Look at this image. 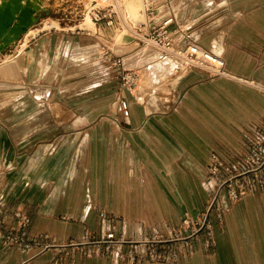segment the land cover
<instances>
[{"label": "crops", "instance_id": "obj_1", "mask_svg": "<svg viewBox=\"0 0 264 264\" xmlns=\"http://www.w3.org/2000/svg\"><path fill=\"white\" fill-rule=\"evenodd\" d=\"M158 4L160 23L173 18L168 30L175 41L182 46L193 41L222 57L230 77L209 78L196 70L180 73L174 60L163 58L155 63H165L163 71L156 72L153 63L144 71L157 86L150 99L140 102L142 88L130 97L132 90L116 81L119 109L123 112L125 101L129 116L114 121L105 117L116 94L111 79L83 90H67L72 85L43 90L45 97L38 98L24 75L33 68L9 62L13 54L1 60L0 89L6 102L0 108V198L6 212L0 264H124L137 243L167 238L169 228L179 229L185 213L192 220L209 214L210 236L206 231L198 234L188 254L173 242L166 262L139 258V263L171 264L175 256L179 264H264V190L237 202L223 194L221 211L210 212L214 194L207 185L211 155L227 162L240 159L255 128L264 126V0ZM95 26L88 35L105 49L98 36L102 29ZM43 27L30 29L15 52L27 42L26 57L35 61L28 53L43 47L45 60L52 64L51 47L59 53L68 45L72 50L80 39H61L53 32L57 28ZM135 50L126 58H133L129 54ZM64 56L62 52L58 58ZM100 77L95 73L90 80ZM159 94L166 100L171 96L166 101L171 109L161 110ZM213 182L219 186L217 179ZM17 209L31 218L30 241L49 237L28 252L3 243L6 230L15 226ZM107 232L123 244L106 255L93 242Z\"/></svg>", "mask_w": 264, "mask_h": 264}, {"label": "built area", "instance_id": "obj_2", "mask_svg": "<svg viewBox=\"0 0 264 264\" xmlns=\"http://www.w3.org/2000/svg\"><path fill=\"white\" fill-rule=\"evenodd\" d=\"M145 11L149 15L147 34L139 38L144 46L155 50L159 54L170 57L178 64V72H187L191 70L204 72L209 78L230 77L226 69L225 61L222 57L211 51L199 47L195 42H189L187 46H182L175 41L168 27L172 24L173 18L170 15L159 25L151 17L156 12V4L146 0ZM111 8H114L110 6ZM112 15L105 16L108 18V25L112 24ZM168 24V25H167ZM137 30V29H136ZM140 33V32H139ZM140 35V34H139ZM190 39V37H188ZM107 48V47H106ZM105 48V49H106ZM114 53L108 48L105 53V61L111 62L114 58V67L118 68V79L121 82L122 89L131 90L136 87L139 76L135 70L125 69L126 63L122 56H113ZM121 108L125 117L129 116L128 105L125 101L121 102ZM264 122V118H263ZM210 179L207 185H210L213 179L219 181V186L211 188L214 197L210 206V212L214 209L221 211L223 207V194L231 202H237L241 198L258 191L264 190V126L257 127L254 130V136L249 141L245 154L238 160L227 162L218 154L211 155L209 164ZM5 205L0 198V228L3 227V216L5 214ZM15 226L6 230L3 236V243L7 247H16L23 252L32 249L33 244L42 239H48V235H40L28 239V229L31 225V218L23 210H15L13 213ZM106 220L104 214L101 215ZM206 231L208 236L212 232V224L209 221V214L201 215L197 220H192L187 213L184 214L179 229L169 228L166 237L153 238L137 243L136 252H131L127 256L124 264H141L139 258L155 262H166L168 253L172 247L170 243L179 242L183 254L190 253L191 241L198 234ZM94 245L103 247L105 254H111L123 244L119 241L114 233H105L100 239L95 240ZM211 246L212 240L206 241ZM160 246V247H159ZM48 248V246H45ZM120 253L116 256L119 259ZM115 264H121L116 262ZM171 264H179L176 257L171 258Z\"/></svg>", "mask_w": 264, "mask_h": 264}, {"label": "rangeland", "instance_id": "obj_3", "mask_svg": "<svg viewBox=\"0 0 264 264\" xmlns=\"http://www.w3.org/2000/svg\"><path fill=\"white\" fill-rule=\"evenodd\" d=\"M34 1V0H32ZM101 0H43V9L38 12V15H36V21L34 24H32L28 29H41L44 24L43 29L46 30H53L51 28L55 27L58 30H53L54 33L60 34L61 39H67L69 40L72 36H77L80 39L75 40V48L71 50V48L64 47L62 52L65 54V56L60 59L59 50H57L56 47H51L52 51L54 52V58L52 61V64H50L45 59H48V52L47 51H41V49H44L43 47L36 50L35 53L32 54V52H29V55H32L35 57V61L38 63V69L40 68V71L38 70H27L24 75H26V79L30 82V87L33 88V91L37 93L38 98L45 97V94L43 93V90L47 89H54V88H61V86H70L67 90H79V89H85L90 86H96L100 84L101 82H104L105 80H110L116 85L115 86V92L120 89L116 83V81L120 80L117 78L118 68L114 67L113 63L115 59L113 58L111 62L105 61V53L108 50V48H111L114 50L113 56H119L120 54H127L132 48H136L134 52H132L129 55H133L130 59V62L126 58V55L122 57L126 63L125 69H134L133 66L135 65L137 69H134L137 73L140 71L139 67L141 68V84L138 86V88H133L132 92H129L130 97L133 96V94L138 92V89L142 88L141 90V96L139 97L140 102L144 101V97H147V99H150L151 97V91L152 89L156 88L155 83L152 84L150 76L145 77V70L148 68L147 66L151 65L153 61L150 60L151 56H158L163 57L164 55L159 54L155 50L149 48L147 51L140 42L139 45L133 44L139 42V38H141L143 35L147 34V27L145 25H137L135 30L138 31V35H134L132 31L130 30L131 25L123 24L124 28H122V21L119 17L122 16L123 18H128L134 25L137 22L145 23L146 22V15L144 13V6L146 4V0H139L141 3H143V7L141 9L142 19L141 20H133L129 17V14L127 13L126 8V2L125 0H115V5L117 8V14L116 11H114V8L108 7V3H103L99 6V3ZM150 2H154L155 4L160 3V7L165 6V0H149ZM112 4V3H110ZM114 5V3H113ZM159 5V4H158ZM99 6V7H98ZM157 7V5H156ZM159 7V8H160ZM164 11V12H162ZM167 12V8L161 9V12L164 14ZM113 13L112 15V24L108 25V18L105 16H109V14ZM177 13H179V10L177 9ZM128 14V15H127ZM90 16L92 23L94 24V28L89 27L86 24L87 16ZM162 15V14H161ZM160 12L154 13V22L156 25L161 24V16ZM149 15L147 14V17ZM149 20V18H148ZM57 22L59 25H57ZM85 24V25H84ZM98 25L99 28L102 29V31H98V36L104 39V43L109 46L106 49H103L101 46L93 42V39H91V36L88 35V33H92L96 30V26ZM73 28V29H72ZM65 29V30H64ZM132 29V28H131ZM121 31L122 33H119ZM77 32H84V34L76 35ZM75 35H72V34ZM125 33V34H123ZM38 34V33H37ZM120 34V35H119ZM25 33L21 34V37L19 38V42L17 44L11 45L4 54H0V63L1 60L4 59L8 55H12L7 60L10 61H19V66L23 68L22 65V59L25 55V47L27 45V42L23 44L17 51L15 52L16 47L20 43V41L23 39ZM31 35H34L33 33ZM63 35V36H61ZM115 35V36H114ZM120 39H119V36ZM114 36V37H113ZM28 37V36H27ZM64 37V38H63ZM106 40V41H105ZM28 41V40H27ZM33 40L31 39L28 46L32 44ZM119 42L117 45L116 43ZM23 49V50H22ZM50 49V50H51ZM77 49V50H75ZM20 50V51H19ZM58 51V52H57ZM143 51H147L145 54ZM20 52V56L18 58V53ZM24 52V53H22ZM56 52V54H55ZM22 54V55H21ZM40 57V59H38ZM170 59V57H164V59ZM163 59V58H162ZM141 61L142 63L138 64L137 62ZM159 62V61H158ZM157 63V62H156ZM155 63L152 64V66ZM156 65V64H155ZM165 64L159 63L156 66H154V70H157L156 72H160L164 70ZM38 71V73H37ZM43 73V75L41 74ZM97 73L98 75H102V77L98 78L93 82L91 79V76L93 74ZM114 78V79H113ZM171 80V78H170ZM92 81V82H91ZM165 81H168V79ZM165 81L162 83L163 86H165ZM139 84V83H138ZM76 85V86H74ZM121 85V82H120ZM161 92V90H158ZM5 91L3 89H0V108L3 107L6 101H2L5 98ZM155 94V93H153ZM159 102L162 103V109L161 110H169L172 107V103H166V101H171V96H168V100L165 99V95L159 94ZM133 98V97H132ZM120 104L118 102V93L111 98L110 102V111L106 118H109L110 120L116 121L117 119L120 121H123L124 118V112L120 111L119 109ZM118 126L123 129L126 128L124 126V123L116 122Z\"/></svg>", "mask_w": 264, "mask_h": 264}, {"label": "bare ground", "instance_id": "obj_4", "mask_svg": "<svg viewBox=\"0 0 264 264\" xmlns=\"http://www.w3.org/2000/svg\"><path fill=\"white\" fill-rule=\"evenodd\" d=\"M141 1H139V0H125L127 13L129 14V17L131 19H133V20L138 21V20L142 19L141 9L143 7L142 6L143 3H141ZM98 3H99V6L101 4H103V3H108L109 4L108 7H110V6L114 7V11L117 12V8H116V5H115L116 4L115 0H101L100 2L98 1ZM110 3H112V4H110ZM113 3H114V5H113ZM43 4H44L43 0H34V1H32V0H0V21L12 20L11 28L7 32H5V33L3 32V34H1V32H0V54H4L5 51L7 50V48H9L11 45L17 44L19 42V39H18V37L20 36L19 35L20 34L19 31L21 30L22 24L26 20V17H28L30 15L29 13L31 11L35 12V14H33V16H32V21L34 22V20L36 19V15H38V12L43 9ZM145 6H146V4H145ZM145 6H144V13H145L146 18H147L145 23L137 22L134 25L130 20H128V18H126V20H125V18L120 16L119 13L117 12V14L119 15L121 21L124 22V24H126L128 22L131 25V28H133V30H131V31H132V33L134 35L135 34L136 35L139 34L138 31L135 30L137 25H145V24L148 23V17H147V13L145 11ZM84 20L86 21V24L89 27L94 28V26H93L94 24L92 23V20H91L89 15ZM29 31H30V29H28L27 32H25V35ZM119 33H122V32H119ZM123 34H125V33H123ZM119 39H120V36H119ZM117 44H119V42H117ZM144 47H145V49L147 51L149 50L148 46H144ZM109 49L112 52H114L113 49H111V48H109ZM24 52H22V53H24ZM146 52L143 51L144 54ZM18 54H19L18 55V58H19L20 52ZM124 55L125 54H120L119 56L124 57ZM26 56L27 55L25 53V55L23 56V59H22V61H23L22 62L23 69H25L24 67L31 66L33 68V71L34 70L40 71V68L38 69V63L36 61H32V59H29ZM164 57H167V56L158 57V56L154 55V56L150 57V60L153 61V63H156V62L160 61ZM132 59H130V60H132ZM130 60L128 59L129 62H130ZM174 62L176 63V66H177L176 68L178 69L177 62L175 60H174ZM133 68L137 69V67L135 65L133 66ZM134 69H132V70H134ZM139 70L141 71L140 67H139ZM26 71H25V73H27ZM38 71H37V73H38ZM140 71L137 73L138 76H139V79H138V83L139 84L137 83V85H136L137 88H138V86H140V83H141V72ZM155 71H157V70H155ZM158 73H160V72H158ZM41 74L43 75L42 72H41ZM131 90H133V89H131ZM129 92H132V91H129ZM210 185L213 188L214 187V182L211 181Z\"/></svg>", "mask_w": 264, "mask_h": 264}, {"label": "water", "instance_id": "obj_5", "mask_svg": "<svg viewBox=\"0 0 264 264\" xmlns=\"http://www.w3.org/2000/svg\"><path fill=\"white\" fill-rule=\"evenodd\" d=\"M30 15L28 17H26V20L24 21V23L22 24V27H21V30L19 31L20 32V36L18 37V39L21 37V34L22 33H25L27 32L28 28L34 24V22L36 21V19L34 20V22L32 21V16L33 14H35V12L31 11L29 13ZM12 26V20H3V21H0V32L1 34H3V32H7Z\"/></svg>", "mask_w": 264, "mask_h": 264}]
</instances>
